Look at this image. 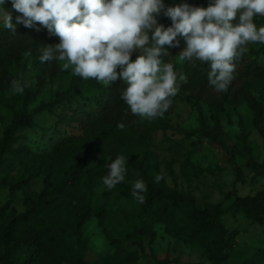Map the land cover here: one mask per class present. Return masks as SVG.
Listing matches in <instances>:
<instances>
[{
	"label": "rangeland",
	"instance_id": "rangeland-1",
	"mask_svg": "<svg viewBox=\"0 0 264 264\" xmlns=\"http://www.w3.org/2000/svg\"><path fill=\"white\" fill-rule=\"evenodd\" d=\"M163 3L167 8L183 4L185 0H163ZM3 9L12 15L15 34L4 27ZM20 15L13 8L7 10L4 4L0 5V257L10 253L18 264H50L53 255L36 256L18 241L24 244L28 232L40 231L38 225L45 213L39 212L37 201L44 192L43 176L56 174L70 157L90 152L93 154L90 171L94 178L85 186L74 188L69 205L74 216L82 205H87L91 214L85 217L79 233L72 223L54 243L53 250L58 256L67 258L63 264H76L80 257L86 264H213L218 232H197L188 225L193 209L190 198L200 211L211 206L221 207L220 221L236 242L227 249L226 264H264V221L254 222L243 212L231 211L237 199L264 191V177H255L248 155L251 152L259 163L264 162L261 132L264 129V72L240 90L237 105H226L219 123L222 134L213 142L208 134L217 125L211 119L208 106L202 104L200 111L191 100L194 88L188 78L187 83L179 81V75H186L190 61H179L178 54L183 49H178L163 59L173 63L180 84L168 111L151 120L132 114L135 121L157 127L149 146L113 155L88 141L83 150L60 158L54 155L55 145L66 137L82 134L78 123L70 119L75 103L57 105L52 112L45 106L59 92L69 89L72 69L62 70L64 62L56 59L40 61L44 48L50 45L35 42L33 35L48 30L39 24L32 28L17 24L16 17ZM156 19L166 27L158 16ZM260 26H264L263 21L257 28ZM253 45L257 50L264 46ZM136 54L139 51H134L132 56ZM259 62L264 67V52ZM14 80L25 85L23 93L13 92ZM125 87L122 80L117 102L126 113L130 108L121 98ZM87 94L97 96L99 92L90 89ZM252 99L262 105L260 123L251 109ZM26 113L33 116V127L17 129V120ZM8 132L14 136L15 142L10 141L16 148L14 154L5 148ZM121 155L126 160V171L133 174L135 181L145 182L146 192L142 193L145 196L151 191L155 194L177 192L183 196L179 204L182 220L177 228L154 221L150 211L122 195L117 186L109 190L103 184L108 165ZM30 165H35L37 171ZM156 175L163 176L159 183H155ZM12 186L16 188L14 194Z\"/></svg>",
	"mask_w": 264,
	"mask_h": 264
},
{
	"label": "clouds",
	"instance_id": "clouds-1",
	"mask_svg": "<svg viewBox=\"0 0 264 264\" xmlns=\"http://www.w3.org/2000/svg\"><path fill=\"white\" fill-rule=\"evenodd\" d=\"M12 7L22 14L17 24H39L59 37L58 44L44 48L42 63L56 59L64 62L62 70L72 69L73 75L106 86L122 79L126 87L121 98L142 119L162 117L179 91L173 63L162 60L169 55L166 45L179 46L178 37L186 42L179 61L208 63V83L218 92L228 90L245 46L264 44V26L254 23V17L264 16V0H212L206 8L187 3L166 8L163 0H12ZM161 12L171 26L158 24ZM4 13V27L15 34L11 13ZM134 51L140 54L133 61ZM179 81L187 83V76L179 75ZM24 87L12 82L14 93H23ZM125 164L121 155L108 165L102 182L109 190L124 181ZM162 179L154 178L155 183ZM144 192L145 182L135 181L132 195L141 204Z\"/></svg>",
	"mask_w": 264,
	"mask_h": 264
},
{
	"label": "trees",
	"instance_id": "trees-1",
	"mask_svg": "<svg viewBox=\"0 0 264 264\" xmlns=\"http://www.w3.org/2000/svg\"><path fill=\"white\" fill-rule=\"evenodd\" d=\"M185 3L190 6L205 8L209 5L206 0H185ZM4 7L7 10H12V0H5ZM158 18L166 27L171 26L170 18L164 16L163 12ZM260 21L264 22V17L259 15L254 17L256 25ZM7 32L11 31L7 29ZM33 37L35 42L44 45L54 46L60 42L59 37L45 30H41L40 33L36 32ZM177 39L179 40L178 47L165 46L169 54L186 46V42L182 37ZM245 47L247 51L236 61L234 79L226 92H218L209 85L207 74L210 70V65L208 63L193 59L185 70L188 82L194 88L191 100L200 111L202 104H206L211 113V119L217 125L215 131L208 134L213 142H216L222 134L219 123L220 116L225 111L226 105H237L240 90L264 72V67L259 62V57L264 52V46L257 50L253 43H249ZM137 55L139 54L131 56L133 61ZM165 57H162V60ZM117 71L119 72L120 69L118 68ZM121 85L122 79L120 78L106 86L97 80L88 79L84 81L83 78L73 75L69 89L59 92L56 98L46 105L45 108L52 112L57 105L74 102L75 106L72 108L74 113L70 119L78 123L82 134L72 135L61 140L55 145L54 155L60 158H65L68 155L72 156L75 152L83 150L88 141L93 142L95 146L113 155L128 152L139 146L147 147L151 144L157 134V127L152 124L135 121L132 118L131 111L124 112L117 102V90ZM90 89H96L99 94L97 96H88L87 92ZM250 106L258 123H260L263 118L262 105L256 99H252ZM33 119L32 115L26 113L17 120V129L32 128L34 125ZM67 119L65 118V120ZM65 120L61 121V123H64ZM119 124H123L124 127H118ZM261 132L264 136V129ZM10 141L15 142L13 134L8 132L5 148L8 153L14 154L16 148L10 145ZM248 155L249 167L255 177H264V162L262 164L259 163L251 152ZM92 164L93 154L88 152L77 157H70L66 165L56 174L43 176L44 192L37 201L39 212L45 213L42 223L38 225L40 231L28 232L24 244L20 240L18 243L27 245L36 256L53 255V260H51L50 264H63L67 260V258L58 256V253L53 250L54 243L71 228L72 223L75 224L74 230L79 233L85 217L91 214L87 205H82L80 212L74 216L69 201L73 197L74 188L77 185L85 186L87 181L94 178L90 171ZM29 167L33 171H37L35 165H30ZM134 182L135 177L133 174L126 171L124 181L116 186L122 195L140 203L132 195ZM15 191L16 188L12 186V194ZM155 193L151 191L150 195L145 196L143 194L145 200L144 203H140L141 206L146 211L151 212L154 216V221L177 228L182 220L179 204L183 202V196L177 192L157 193L159 195ZM188 200L193 208L190 212L191 216L188 225L196 229L197 232H218V238L214 243L215 256L213 264H226L228 262L227 249L234 247L236 242L235 237L230 236L229 230L220 221L223 213L221 207L211 206L205 211H200L196 209L194 199L190 198ZM80 201L82 202V200ZM231 211L233 213L243 212L254 222H263L264 191L253 197L237 199ZM0 264L18 263L10 253H7L0 257ZM76 264H86V262L80 257Z\"/></svg>",
	"mask_w": 264,
	"mask_h": 264
},
{
	"label": "built area",
	"instance_id": "built-area-1",
	"mask_svg": "<svg viewBox=\"0 0 264 264\" xmlns=\"http://www.w3.org/2000/svg\"><path fill=\"white\" fill-rule=\"evenodd\" d=\"M262 17H264V16H262Z\"/></svg>",
	"mask_w": 264,
	"mask_h": 264
}]
</instances>
